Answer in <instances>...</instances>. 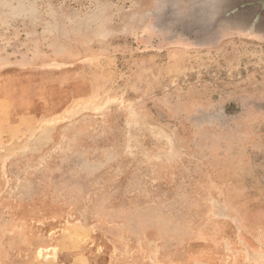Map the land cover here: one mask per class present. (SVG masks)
<instances>
[{"label":"rangeland","instance_id":"rangeland-1","mask_svg":"<svg viewBox=\"0 0 264 264\" xmlns=\"http://www.w3.org/2000/svg\"><path fill=\"white\" fill-rule=\"evenodd\" d=\"M0 264H264V0H0Z\"/></svg>","mask_w":264,"mask_h":264}]
</instances>
